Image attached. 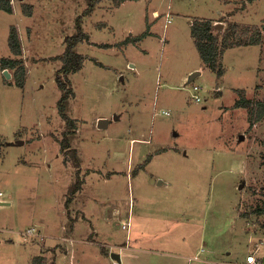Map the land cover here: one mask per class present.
I'll use <instances>...</instances> for the list:
<instances>
[{"label":"rangeland","instance_id":"rangeland-1","mask_svg":"<svg viewBox=\"0 0 264 264\" xmlns=\"http://www.w3.org/2000/svg\"><path fill=\"white\" fill-rule=\"evenodd\" d=\"M9 1L12 12L0 10V58H20L25 78L20 88L13 70L0 67V264H32L39 254L53 264H112L110 253L129 243L177 251L182 241L185 251L194 248L190 256L215 247L212 259L231 250L228 259L252 253L264 262V120L250 126L247 108L233 106L239 89L264 101V30L260 43L224 50L221 76L202 64L188 80L200 63L189 21L262 29L264 0H100L84 15L86 0ZM144 15L149 36L125 43L144 29ZM79 16L89 41L74 48L86 58L69 75L74 95L65 104L76 121L68 134L76 167L59 147L65 123L55 77L56 56ZM10 25L19 56L8 47ZM193 85L200 101L191 100ZM18 139L23 144L11 145ZM77 169L81 187L65 204ZM32 226L43 236L22 234ZM80 242L92 260H82ZM127 258L124 264L157 263L151 252Z\"/></svg>","mask_w":264,"mask_h":264},{"label":"trees","instance_id":"trees-1","mask_svg":"<svg viewBox=\"0 0 264 264\" xmlns=\"http://www.w3.org/2000/svg\"><path fill=\"white\" fill-rule=\"evenodd\" d=\"M112 1L116 2V4H119L124 0ZM245 1L249 2L254 0ZM98 2H100V0H86L87 6L84 8L81 14L84 15L92 12ZM26 7L29 8L30 6ZM0 10L6 13H11L12 6L10 1L0 0ZM25 14L30 15V9H26ZM74 27L76 31L72 35L66 36L67 38L65 40L64 51L60 55L56 56L60 60L61 65L56 71L57 75L55 77V81L61 93V96L57 101V111L59 112L60 117L65 123V131L62 134L63 136L59 140V147L61 151L65 153L64 161L66 162L68 154H72L75 158L74 162L76 164V167H78L77 151L76 149L70 147L68 139V134L74 133L76 131V121L66 113L65 104L66 101L74 95L69 75L80 70L86 58L85 55L77 53L74 48L78 43L89 41V36L82 30L80 16L77 17ZM262 30H264V26L261 29L260 27L253 25L249 27L231 22V24L226 26L222 31L217 32L216 29H214L213 22L207 19H194L190 24V34L193 37L194 44L197 48V51L199 52L203 65H205L212 72H215L217 76H221L224 72L221 63V57L224 53V50L232 48L234 46L260 43ZM148 34L149 29L148 26H146L145 29L142 32L138 33L137 36H129L123 41L125 43H135ZM7 38L10 52L14 56H19L21 54V44L15 25L9 26ZM0 67L1 69H7L8 71L13 70L11 75L15 79L14 84L20 88L24 86L25 67L23 66L20 58H15L13 56L1 57ZM238 91L239 97L234 101L233 106H241L247 108L248 125L253 126L254 122L258 120H264V101L255 99L250 100L249 98H246L244 96L243 89H239ZM1 144H3V141L0 140V145ZM150 158L151 155H149V159ZM146 160L148 161V159ZM147 161H145V163ZM79 172V169L75 171V181L71 184V188L69 190V194L66 198L65 204L71 201L73 196L81 187L80 185L82 184V179L80 178ZM69 214L70 213L67 211L68 217H70ZM32 261V264H53L52 261H43V255L41 254L35 256Z\"/></svg>","mask_w":264,"mask_h":264},{"label":"crops","instance_id":"crops-1","mask_svg":"<svg viewBox=\"0 0 264 264\" xmlns=\"http://www.w3.org/2000/svg\"><path fill=\"white\" fill-rule=\"evenodd\" d=\"M120 7V6H119ZM119 7H116L117 9H119ZM145 16V15H144ZM149 18L150 19H148V17L147 16H145V25H144V29H145V27H146V25L147 24H149L150 26H149V34L151 33L150 32V27L152 26V20H151V17L149 16ZM151 20V21H150ZM210 21H211V19H210ZM213 21H215V20H213ZM191 23H190V21H189V25H190ZM190 27V26H189ZM144 29H142V31L144 30ZM142 31H140V32H142ZM131 32V31H130ZM140 32H138V33H140ZM137 33V34H138ZM130 34V33H129ZM128 34V36H130ZM137 34H135V35H137ZM149 34L147 35V36H145V37H143L142 39H144V38H146V37H148L149 36ZM142 39H140L138 42H136V44H138ZM228 49H232V48H228ZM228 49H226V50H228ZM225 50V51H226ZM199 58H200V55H199ZM200 63H199V65H195V67L194 68H191L190 70H189V73L191 74L192 72H194L195 70H198V71H200V72H202V70H203V66H202V61H201V58H200V61H199ZM28 76V75H27ZM11 145H16V143H11ZM11 145H9V146H11ZM19 145V144H18ZM148 163H149V161L146 163V166H148ZM145 166V167H146ZM0 204H3L2 202H0ZM120 211V209L118 208V207H113V212L116 214L117 212H119ZM87 218L85 215L83 216V218ZM129 217V216H128ZM77 219L78 218H76V217H74V218H72L71 219V230H75V229H77L76 227H75V224H77ZM128 219V218H127ZM75 224H74V223ZM73 241H74V237H73ZM130 241V240H129ZM80 243H82L83 245H81V250H86L87 251V256L86 257H83L82 258V260L84 261V259L85 258H87V260L89 261V259L90 260H92L93 258H94V256H93V253L91 254V252H90V256H88V251H90V247H89V244L88 243H84V242H80ZM175 243V240L173 241V244ZM75 244H76V242L73 244V243H71L70 244V246H71V249H72V254H71V260H73V263H76V260L75 259H79L78 258V253H79V251L76 253V250H75ZM115 245H117V244H115ZM82 246H84V247H82ZM134 246H136V245H134ZM137 247V246H136ZM189 247H190V245H187V246H185V244L183 243V241L181 242V245L179 246V247H177L176 249H178L177 251H166V250H159V249H157V248H154V249H149V248H146V247H144V248H140V249H138V248H132V246H131V244L129 243L128 244V246H126V247H124V248H122V249H118V252L116 253V252H111V253H114L113 255L115 256V254L117 255V256H115L116 257V259H120V261H121V264H122V262H123V264L126 262V261H128V258L127 257H130V256H134V255H136L137 257H143L144 256V254H146L147 252H151L152 253V255H153V257L155 256V258L157 259V263H155V264H189V262H191V261H194V260H189V256L191 255V253L193 252L192 250L194 249H190L189 251H185V250H188L189 249ZM129 249H133V251H129ZM202 249V253H201V250L199 251H197L196 252V254H198L199 253V256H201V257H204V258H207V259H210V260H219V259H221V260H224V261H228V262H232V263H236V264H238V263H240L241 262V264L245 261V259H246V255H245V257L244 258H242V259H239L238 261H236V260H234V259H228L227 257H228V255H230L231 256V250H228V251H225L224 252V254H225V256H224V254H223V252H221L220 253V255H219V258L218 257H213V258H217V259H212V257H211V255L212 254H214V253H216L215 252V247H210V249H209V247H206V249L205 248H201ZM225 249V248H224ZM121 250L122 251H126L125 253H122L123 255H121ZM129 252H132L133 254H131V253H129ZM246 254H250V253H246ZM187 255V256H186ZM115 257H113V258H115ZM232 257V256H231ZM258 257V256H257ZM127 259V260H126ZM187 259V260H186ZM258 259H259V257H258ZM177 260H180V261H177ZM260 260V259H259ZM261 260H263L262 258H261ZM260 260V261H261ZM198 262V261H197ZM261 262H263V261H261ZM199 264H203V263H200V262H198ZM126 264H128V263H126ZM129 264H132L131 262L129 263ZM147 264H150L149 262L147 263Z\"/></svg>","mask_w":264,"mask_h":264},{"label":"built area","instance_id":"built-area-1","mask_svg":"<svg viewBox=\"0 0 264 264\" xmlns=\"http://www.w3.org/2000/svg\"><path fill=\"white\" fill-rule=\"evenodd\" d=\"M164 16L165 17H164V25H163V27L165 28L166 25L171 22V15L168 12H166V13H164ZM192 89H193L192 90L193 94L191 95V100L194 101V102L200 101L201 98L198 95L199 87L197 85L196 86L193 85ZM162 112L168 113V111H166V110H162ZM126 222L127 223L122 225V228H124V229L125 228L128 229V227L130 225V222H129L128 219H127ZM22 234L24 236H29V237H32V236L42 237L43 236V234L40 231H38L37 228H35V226H32V228H28ZM118 249H121V248H118ZM189 260L198 261V262L203 263V264H236V263L224 261V260H221V259H219V260H210V259H207V258L199 256V253L195 254L193 256H189ZM112 264H121V261H120V259L112 258ZM238 264H241V262L238 263ZM242 264H264V262H261L257 258V256H254V254L251 253V254H246V259H245V261Z\"/></svg>","mask_w":264,"mask_h":264},{"label":"water","instance_id":"water-1","mask_svg":"<svg viewBox=\"0 0 264 264\" xmlns=\"http://www.w3.org/2000/svg\"><path fill=\"white\" fill-rule=\"evenodd\" d=\"M213 26H214V28H216V31L217 32H220V31H222V27H223V23L222 22H215V23H213ZM3 76H5L7 79H9V77H10V72L8 73V71L7 70H3ZM199 73V71L198 70H195L194 72H192L190 75H189V77H188V80H191V79H193L194 77H195V75H197ZM107 118H105V117H103V118H100L99 120H98V122H97V126L99 127V128H104V126H106V124H107ZM239 138H242V135L240 134L239 135ZM23 140L22 139H18L17 141H15V142H13V143H16V144H23ZM4 204V203H3ZM111 254V257L113 258V257H115V256H117L116 254H115V256L113 255L114 253H110ZM116 258V257H115Z\"/></svg>","mask_w":264,"mask_h":264}]
</instances>
